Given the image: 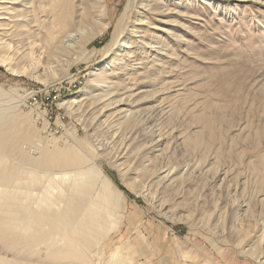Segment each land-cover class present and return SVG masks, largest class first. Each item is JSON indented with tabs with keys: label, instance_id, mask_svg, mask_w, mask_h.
<instances>
[{
	"label": "rangeland",
	"instance_id": "rangeland-1",
	"mask_svg": "<svg viewBox=\"0 0 264 264\" xmlns=\"http://www.w3.org/2000/svg\"><path fill=\"white\" fill-rule=\"evenodd\" d=\"M127 2L105 0L106 16L101 24H113ZM168 2L171 16L165 18L170 23L166 28L181 40L174 41L171 37L168 43L171 60L170 64L165 60L163 67L167 84L163 85L164 92L154 91L158 89L157 77H151L155 69L151 75L146 74L145 81H139L138 87L144 93L138 99L141 107H145L139 119L152 117L147 125L149 130L152 127L160 131L164 138L157 152L146 150L150 161L179 170L187 167V174L179 191L168 192L166 208L159 212L141 195V188L134 186V178L122 177L106 157L97 156L89 161L120 195L121 210L126 217L87 258L90 264H104L115 245H121L125 249L117 260L119 264H205L208 260L210 264H255L244 251L259 247L264 250L258 236L264 222V0ZM93 20L89 21L90 27ZM111 32L112 26L84 49L78 45L65 52L51 53L31 76L14 75L0 65V90L6 98L0 104L10 105L21 127L35 132L38 141L35 145L40 142L59 150L72 147L91 156L89 144H110L111 135L104 134L106 124L88 137L91 120L83 121L80 116L85 108L73 113L76 106L72 113L67 112L69 122L65 132L46 135L35 124L34 117L21 108V101L26 91L71 74L83 77V84L72 95L92 89L91 76L105 63L104 47ZM23 64L33 65L27 61ZM136 71L135 76L141 77L139 73L143 71ZM52 74L57 77L45 83L52 79ZM159 96L164 97L163 103L157 101ZM154 105H162V116L151 112ZM192 116L209 121L211 131H205ZM192 127L198 129L201 143L191 149L185 138L192 133ZM73 130L76 138L72 136ZM149 130L142 137L148 142L147 147H150ZM140 139L130 159L147 148L137 149ZM177 194L180 196L176 197ZM177 199L178 205H174ZM243 205L249 210L236 215L235 210ZM189 216L194 221L190 222ZM137 232L142 235L140 239ZM237 243H242L244 250L237 249ZM99 247L104 248L102 256ZM218 249L222 250L220 255Z\"/></svg>",
	"mask_w": 264,
	"mask_h": 264
},
{
	"label": "bare ground",
	"instance_id": "bare-ground-1",
	"mask_svg": "<svg viewBox=\"0 0 264 264\" xmlns=\"http://www.w3.org/2000/svg\"><path fill=\"white\" fill-rule=\"evenodd\" d=\"M167 3L168 0H128L113 24L102 25L105 0H0V65L14 75L31 76L44 57L78 45L84 49L112 26L104 47L105 63L91 76L92 89L72 95L77 86L68 92L63 104L71 113L76 106L73 113L79 108L86 109L80 116L83 121L91 120L88 137H93L92 133L106 124L104 134L111 135L110 144H89L91 156L72 147L59 150L42 146L40 142L35 145L38 142L35 132L21 127L10 105L0 104V264H90L88 253L125 222L126 217L118 192L94 163L89 165L97 156L106 157L122 177L132 176L134 186L141 188V195L159 212L166 208L168 192L182 188L187 167L179 170L150 161L146 150L157 152L164 138L160 131L152 127L149 130L147 125L152 117L146 121L139 119L145 110L138 99L144 93L138 87L139 81H145L146 74L155 69L150 75L157 77L158 89H153L158 94L164 92L163 85L167 84L163 67L165 60L167 64L171 60L168 43L171 37L174 41L181 40L166 28L170 23L165 18L171 16ZM26 61L33 65L25 66ZM136 70L143 71L139 73L141 77L135 76ZM51 77L45 83L54 80L57 74ZM5 99L0 90V103ZM157 101L163 103L164 97L159 96ZM151 112L162 116V105H154ZM192 118L205 131H211L209 121L200 116ZM191 129L185 140L192 149L201 141L198 129ZM147 130L150 147L142 139ZM72 132L76 138L75 130ZM140 137L137 149L147 148L130 159ZM141 152L144 153L140 155ZM178 199L174 205H178ZM214 208L218 211L217 205ZM248 210L243 205L235 212L238 215ZM188 219L194 221L192 216ZM260 229L262 245L264 222ZM137 236L140 239L142 235L137 232ZM237 247L244 250L242 243H237ZM124 249L115 245L104 264H117ZM221 251L216 250L217 255ZM98 252L102 256L104 248L99 247ZM244 252L252 256L255 264H264L262 247ZM210 263L208 260L205 264Z\"/></svg>",
	"mask_w": 264,
	"mask_h": 264
},
{
	"label": "built area",
	"instance_id": "built-area-1",
	"mask_svg": "<svg viewBox=\"0 0 264 264\" xmlns=\"http://www.w3.org/2000/svg\"><path fill=\"white\" fill-rule=\"evenodd\" d=\"M83 84L80 74H71L53 84L26 91L21 108L29 112L43 134L63 133L68 128V111L63 104L68 92Z\"/></svg>",
	"mask_w": 264,
	"mask_h": 264
},
{
	"label": "crops",
	"instance_id": "crops-1",
	"mask_svg": "<svg viewBox=\"0 0 264 264\" xmlns=\"http://www.w3.org/2000/svg\"><path fill=\"white\" fill-rule=\"evenodd\" d=\"M186 264V263H185Z\"/></svg>",
	"mask_w": 264,
	"mask_h": 264
}]
</instances>
